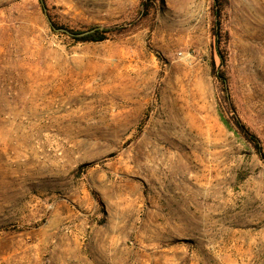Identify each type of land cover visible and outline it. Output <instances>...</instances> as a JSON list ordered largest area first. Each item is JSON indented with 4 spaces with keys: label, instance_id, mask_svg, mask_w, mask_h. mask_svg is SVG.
<instances>
[{
    "label": "rangeland",
    "instance_id": "374dc122",
    "mask_svg": "<svg viewBox=\"0 0 264 264\" xmlns=\"http://www.w3.org/2000/svg\"><path fill=\"white\" fill-rule=\"evenodd\" d=\"M45 3L0 0V264H264V0L221 52L215 0Z\"/></svg>",
    "mask_w": 264,
    "mask_h": 264
},
{
    "label": "trees",
    "instance_id": "16d2710c",
    "mask_svg": "<svg viewBox=\"0 0 264 264\" xmlns=\"http://www.w3.org/2000/svg\"><path fill=\"white\" fill-rule=\"evenodd\" d=\"M40 2L42 4L44 10L47 12L45 0H40ZM218 3H219V0H215L214 11H215L216 17L218 18V20L216 22V28L218 29V32L216 34V35H218V45L216 47L218 49V52L219 51L221 52V35H220V33H221V20L219 18L220 14H221V6L220 7H219V5L217 6ZM91 29H95V30L89 34L84 35V36H79L78 34L85 32L87 30L74 31V32L70 31V32L73 33L72 35H74V37H76L77 39H81V40L101 41V40L106 39V32H108V29H100L99 27H93V28H90L88 30H91ZM219 54H220L222 61H225V57L222 55V53H219ZM218 76H220V78H222V80H225V71L218 72ZM220 119L226 127L232 128L233 124L230 122V120H228L226 118L223 111H220ZM235 127L242 133V135L250 143H252L256 152L264 160V145H263L260 137L255 132H253L247 125H245V123H243V121L238 116H236V118H235Z\"/></svg>",
    "mask_w": 264,
    "mask_h": 264
},
{
    "label": "water",
    "instance_id": "95a60500",
    "mask_svg": "<svg viewBox=\"0 0 264 264\" xmlns=\"http://www.w3.org/2000/svg\"><path fill=\"white\" fill-rule=\"evenodd\" d=\"M54 30H57V31H64V32H67V33H70V34H73L72 32H70L69 30H67L66 28H62V27H57L51 20H50ZM95 29H91V30H87L85 32H82V33H79L78 35L79 36H84L86 34H89L91 33L92 31H94Z\"/></svg>",
    "mask_w": 264,
    "mask_h": 264
}]
</instances>
